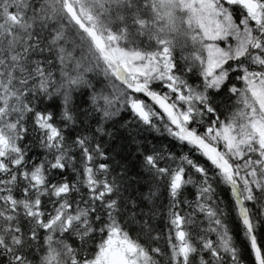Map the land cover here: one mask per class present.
I'll return each mask as SVG.
<instances>
[{
    "label": "snow or ice",
    "instance_id": "1",
    "mask_svg": "<svg viewBox=\"0 0 264 264\" xmlns=\"http://www.w3.org/2000/svg\"><path fill=\"white\" fill-rule=\"evenodd\" d=\"M0 264H264V0H0Z\"/></svg>",
    "mask_w": 264,
    "mask_h": 264
}]
</instances>
